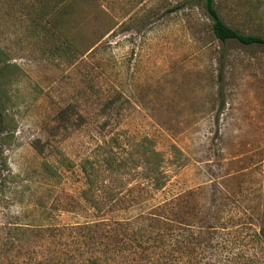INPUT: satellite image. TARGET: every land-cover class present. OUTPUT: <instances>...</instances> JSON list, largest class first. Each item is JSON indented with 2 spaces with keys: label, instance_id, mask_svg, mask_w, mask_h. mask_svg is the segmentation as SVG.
I'll list each match as a JSON object with an SVG mask.
<instances>
[{
  "label": "rangeland",
  "instance_id": "374dc122",
  "mask_svg": "<svg viewBox=\"0 0 264 264\" xmlns=\"http://www.w3.org/2000/svg\"><path fill=\"white\" fill-rule=\"evenodd\" d=\"M62 4L0 0L4 158L17 180L0 194V264H264V46L216 38L202 0ZM215 4L264 35V0ZM143 136L168 181L137 188L135 204ZM97 186L103 200L85 201ZM175 195L162 218L154 203Z\"/></svg>",
  "mask_w": 264,
  "mask_h": 264
},
{
  "label": "trees",
  "instance_id": "16d2710c",
  "mask_svg": "<svg viewBox=\"0 0 264 264\" xmlns=\"http://www.w3.org/2000/svg\"><path fill=\"white\" fill-rule=\"evenodd\" d=\"M67 0H61L63 3L60 5V9L63 8V6H66ZM206 9L207 14L212 19L213 24V33L216 38L221 40L222 42H227L228 40H236L242 44L245 45H263L264 46V35L260 34H246L241 32L239 29L232 27L231 25L227 24L221 17L218 9L216 8L215 0H202ZM64 9V8H63ZM62 13V12H61ZM69 40V38H67ZM220 77H222V73H220ZM150 138L148 136H143L140 139H135V175L136 179L138 180V185L135 186V204H144L145 200H142V196L139 195L137 188L139 190H149L151 188L154 189H160L162 187H165L167 185V171L165 169L166 162L162 156H160L159 150H156L155 148H151ZM7 143V137L5 135V127H4V117L2 112H0V194L5 193V187L6 185L12 187L14 183H16V179L13 176V174L9 171L7 168V161L4 158V150ZM39 152H44V147L42 148L38 145L35 146ZM118 159V158H117ZM122 158L118 159V162L121 164ZM88 164V160L85 161ZM120 164V165H121ZM92 166L96 168V170L100 171V166H96L94 162H92ZM91 166V167H92ZM82 173L84 174V177H88L91 175V171L89 170V166L82 165L81 166ZM46 171L50 173H61L59 171V166H56L54 163L47 162ZM138 177V178H137ZM143 180V181H142ZM97 186L95 189H84L82 192V197L85 201L89 203H97L101 202L103 198L101 197V191L100 188ZM114 194L111 195V200L115 202H121V201H127V198L125 195H119L114 196ZM181 195V194H180ZM178 195V196H180ZM178 196H172L171 198H165L163 200L164 202H155V206L159 207L161 209H164V211L161 213V217L164 218L165 211L168 213V211H173L174 213H177L175 211V204L177 202ZM92 201V202H90ZM36 207H44L43 202H38ZM154 207V208H156ZM168 210V211H167ZM157 215V214H156ZM175 218L172 222H176Z\"/></svg>",
  "mask_w": 264,
  "mask_h": 264
}]
</instances>
